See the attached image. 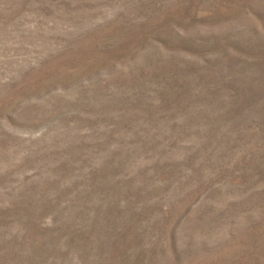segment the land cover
<instances>
[{
    "label": "rangeland",
    "instance_id": "obj_1",
    "mask_svg": "<svg viewBox=\"0 0 264 264\" xmlns=\"http://www.w3.org/2000/svg\"><path fill=\"white\" fill-rule=\"evenodd\" d=\"M0 264H264V0H0Z\"/></svg>",
    "mask_w": 264,
    "mask_h": 264
}]
</instances>
